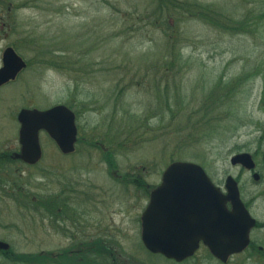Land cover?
Returning <instances> with one entry per match:
<instances>
[{
    "label": "rangeland",
    "instance_id": "374dc122",
    "mask_svg": "<svg viewBox=\"0 0 264 264\" xmlns=\"http://www.w3.org/2000/svg\"><path fill=\"white\" fill-rule=\"evenodd\" d=\"M175 1L212 6L219 22L185 17L184 63L174 67L180 81L162 80L158 89L155 63L167 35L145 15L159 0H0V67L7 46L28 63L0 88V153L19 152L23 108L68 101L78 126L70 155L42 132L38 164H0V240L10 245L0 264H85L94 251H78L85 236L112 243L115 257L148 256L139 243L143 194L161 183L168 165L198 163L217 179L232 156L264 143V0ZM216 85L229 94L202 109L205 136L184 143L180 114ZM35 195L46 203L61 195L70 208L62 218L33 209Z\"/></svg>",
    "mask_w": 264,
    "mask_h": 264
},
{
    "label": "water",
    "instance_id": "95a60500",
    "mask_svg": "<svg viewBox=\"0 0 264 264\" xmlns=\"http://www.w3.org/2000/svg\"><path fill=\"white\" fill-rule=\"evenodd\" d=\"M27 67L26 61L12 46L3 52L0 67V87L15 80ZM20 151L14 157L29 165L39 163L43 157L40 131L46 130L55 140L60 151L69 155L75 152L78 141L76 113L67 105L59 104L48 109L23 108L18 113ZM50 122L54 124L50 125ZM233 165L253 166L250 153H238L231 158ZM232 200L239 199V188L234 177L226 182ZM220 204H218V200ZM217 188L202 165L189 161H174L165 169L161 183L153 190L150 203L142 216V241L153 253H161L178 261L195 253L200 239H204L214 255L226 258L245 247V240H229L218 243L213 235L217 232L228 234L238 231L234 224L233 213L229 212ZM204 215V234L200 229L195 237L188 239L185 233L191 232L186 227L185 216ZM158 217L164 222V231L158 225ZM218 221L214 222L213 218ZM218 224L217 230L215 224ZM155 224V226L153 225ZM197 227L195 229H198ZM194 229V230H195ZM215 231V232H214ZM192 233V232H191ZM10 245L0 240V249L8 250Z\"/></svg>",
    "mask_w": 264,
    "mask_h": 264
},
{
    "label": "flooded vegetation",
    "instance_id": "af4514ba",
    "mask_svg": "<svg viewBox=\"0 0 264 264\" xmlns=\"http://www.w3.org/2000/svg\"><path fill=\"white\" fill-rule=\"evenodd\" d=\"M15 51L22 57L18 50L15 49ZM22 72L23 70L18 74V76ZM18 76L15 80L8 82L1 87L13 83L18 79ZM50 125L54 126L52 122H50ZM42 132H45L49 136L46 130L40 131V134ZM244 152L251 154L253 160L252 167L246 168L241 164L233 165L231 162V165H227V163L225 162L226 169L221 172L219 171L217 179L212 178L214 185L220 189V193L222 198L224 199L223 203L226 209L229 212L233 213L234 224L238 229V231H235L230 235L221 234L220 232H217L215 234H212L213 238L215 241L221 244L226 243L231 239L245 240V247L241 251L232 253L228 255L225 259L220 258L212 253L204 239H200L198 249L195 251V253L181 261H178L173 258H168L161 253H153L146 248L142 241V213L139 217V243L141 247L145 250V252L148 254V256H144L141 254V252H139V254L136 253V255H133L131 257H124L123 254L120 252L121 254L117 256L116 263L154 264L152 261V259H154L153 257H161L175 264H264V143H257L253 150L248 151L247 148ZM234 169H238V173L235 175L231 171ZM229 176L234 177L237 182L239 188V199L237 200H232L230 198L231 196H233V193H229L226 188V182ZM157 186L153 187V189L147 194H143L144 196H146L145 198L148 199L145 209L149 205L151 197L153 195V190ZM220 200L221 199L218 200V204H220ZM204 220V215L191 213L185 216L186 227L192 232H189V234L185 233V238L188 239L192 235L195 237L198 234L196 232H198L199 230V225L200 229L204 234ZM213 221L217 222V217L213 218ZM153 225L155 226V224ZM158 225L164 231V222L162 221L161 217H158ZM196 227L198 229H195ZM214 227L215 228H213V230H217L218 224L216 223ZM85 237L78 239V241L82 239L87 241L91 240L88 239V236L86 238ZM109 243L110 242L105 241L104 246L114 248V246L111 245L112 243Z\"/></svg>",
    "mask_w": 264,
    "mask_h": 264
},
{
    "label": "trees",
    "instance_id": "16d2710c",
    "mask_svg": "<svg viewBox=\"0 0 264 264\" xmlns=\"http://www.w3.org/2000/svg\"><path fill=\"white\" fill-rule=\"evenodd\" d=\"M126 13L124 14V16ZM141 16V15H140ZM144 16V15H143ZM148 19H150V25L154 28L163 31L167 37L164 41L165 43V52L162 54L160 59L155 63L156 64V71L155 75L157 74V77L155 79V84L158 89H160V81L166 80L167 82L173 81L176 82L180 81L179 78V69L175 70L174 67H181V65L184 63L183 56H182V50L185 47V43L189 40V37H187L185 34H183L182 30V21L185 19L186 16L190 18H199L208 21L211 25H216L219 22V13L218 11L212 7V6H203L200 4H188L187 6L184 3H179L175 0H159V3L156 7H154L150 13H146ZM143 18V17H141ZM140 18V19H141ZM225 18V17H222ZM239 22V21H237ZM221 25L227 26L228 23H225V20L222 22ZM149 24V23H148ZM237 24V23H236ZM178 85V84H177ZM176 85V86H177ZM127 89V86H124V88H118L117 93L119 96H123L125 94V91ZM218 94L219 96H226L229 94L227 90H222L221 93L217 89V85L212 88L207 94V97L205 100L200 104L196 106L187 105L184 108V111L180 114V120L179 124L180 126L177 127L178 131L177 133H180L179 138L185 143H194L203 138L205 136V133L200 131L202 128L203 121L206 116H201L202 109L207 110V106L210 105L214 99H216ZM118 97V96H117ZM66 105L70 108H73V105L66 102ZM179 116V112H178ZM183 116V118L181 117ZM203 130V129H202ZM177 134H175L176 136ZM183 144V143H182ZM181 144V145H182ZM21 163L25 164L22 160L16 159L13 157V153H0V164H13V163ZM112 164V163H111ZM27 165V164H25ZM137 180L133 183H136ZM138 183V182H137ZM140 186V185H139ZM19 191H22V189L19 188ZM61 195L54 196L53 202L46 203L45 199H42L41 202L37 201L36 195L31 198L29 201L30 206L33 209H41L40 207L44 208V211L51 214L55 213L58 218H62L65 216L66 212L70 208L67 204V200H63ZM44 212V213H45ZM78 244V246H76ZM74 246L83 248L86 250L88 254H91V251H93V254L91 257L86 256V258H83L82 255H79V253H75L77 255L78 260L80 261L82 258L84 259L85 264H117L116 259L117 256L113 255L114 253L113 248H109L104 246L103 239L100 237L98 240H80L77 241ZM98 248L97 252H101L99 255L96 253L95 249ZM3 253H7L8 250H2ZM68 253V252H67ZM45 255V253H42ZM30 255V254H29ZM42 255V256H43ZM52 257L56 258L58 260V255H51ZM37 257V256H36ZM31 262V261H28Z\"/></svg>",
    "mask_w": 264,
    "mask_h": 264
}]
</instances>
